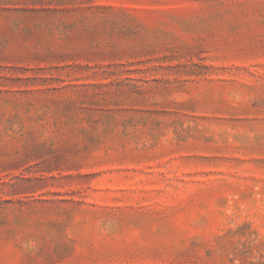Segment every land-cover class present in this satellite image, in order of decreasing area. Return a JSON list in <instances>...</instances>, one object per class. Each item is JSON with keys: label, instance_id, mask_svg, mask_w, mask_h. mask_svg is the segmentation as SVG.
<instances>
[{"label": "rangeland", "instance_id": "374dc122", "mask_svg": "<svg viewBox=\"0 0 264 264\" xmlns=\"http://www.w3.org/2000/svg\"><path fill=\"white\" fill-rule=\"evenodd\" d=\"M0 264H264V0H0Z\"/></svg>", "mask_w": 264, "mask_h": 264}]
</instances>
